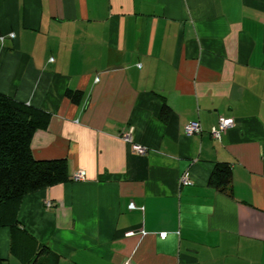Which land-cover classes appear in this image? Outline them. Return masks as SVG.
<instances>
[{"label":"crops","instance_id":"crops-1","mask_svg":"<svg viewBox=\"0 0 264 264\" xmlns=\"http://www.w3.org/2000/svg\"><path fill=\"white\" fill-rule=\"evenodd\" d=\"M0 36V92L49 114L33 154L70 176L0 228L3 264H264V0H0Z\"/></svg>","mask_w":264,"mask_h":264},{"label":"trees","instance_id":"trees-1","mask_svg":"<svg viewBox=\"0 0 264 264\" xmlns=\"http://www.w3.org/2000/svg\"><path fill=\"white\" fill-rule=\"evenodd\" d=\"M66 95L74 103L82 97L80 91L73 90H68ZM170 112V106L164 103L161 117L165 121ZM48 124L49 114L0 92V228L17 225L18 210L25 196L70 177L66 158L37 159L33 154L34 135ZM232 182L231 164L217 163L209 184L232 195ZM3 262L0 254V264Z\"/></svg>","mask_w":264,"mask_h":264},{"label":"built area","instance_id":"built-area-1","mask_svg":"<svg viewBox=\"0 0 264 264\" xmlns=\"http://www.w3.org/2000/svg\"><path fill=\"white\" fill-rule=\"evenodd\" d=\"M9 36L11 38H15L16 33H10ZM4 38H5V36H0V39L2 41L4 40ZM97 81H99V78H97ZM236 123H237V121L235 118L222 116V117H220L218 124L212 127L210 133L214 139L221 140L224 133L228 129L235 127ZM202 132H203V127H202L200 121H198V120H192L186 125V134L188 136L201 134ZM122 137L127 143H130V145H132V149L134 152L141 154V155L147 153V151H148L147 147H145L142 144H138V143L134 142V129H133V127H128L122 133ZM85 178H86V171L83 169L77 170L72 177L73 180H84ZM181 183L184 185H188L191 183L190 173H185L181 177Z\"/></svg>","mask_w":264,"mask_h":264}]
</instances>
